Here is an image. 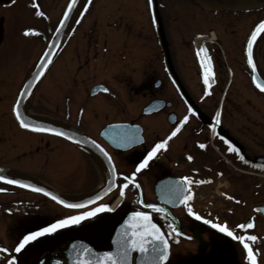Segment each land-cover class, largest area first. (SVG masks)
<instances>
[{"label": "flooded vegetation", "instance_id": "obj_1", "mask_svg": "<svg viewBox=\"0 0 264 264\" xmlns=\"http://www.w3.org/2000/svg\"><path fill=\"white\" fill-rule=\"evenodd\" d=\"M67 2L68 0H35L45 12L44 17H39L35 15L34 0H15V3L11 0H0V166L15 168L14 165L6 163L9 149L7 139L11 141V148L15 147L17 139L20 145L23 143V138L26 143L33 141L31 135L34 132L21 128L15 121L12 104L20 84L39 57ZM75 22L76 20L29 98L28 110L36 88L44 77L49 75L43 85L50 91V100L53 101L56 96L62 99L63 114L66 118V122L62 124L85 133L105 149L112 159L116 173L123 174L117 175V184L125 182L124 176H131L136 164L157 142L169 136L179 120L185 115L189 116V120L181 127L178 134L168 141L167 147L158 152L149 167L137 173L135 179L140 185L139 189L129 185L125 189L123 198L120 197L118 189H113L97 202L107 203L109 208L112 207V211L105 212L106 215L113 216L107 232H96L93 236H86L70 235L65 229H58L56 232L46 233L37 238L35 242L39 241L42 246L34 254L24 255L12 252L4 242L6 234L2 236L3 231L0 230V248L9 249L8 253H0V264H6L5 256L13 255L16 258L14 264H67L71 253L67 241L76 239L87 242L96 250H109L113 230L129 210L148 211L152 220L165 233L170 231L169 223L177 228L180 235L173 233L169 238V259L165 264H230L233 263L236 255L239 260L241 259L242 264H246V253L242 245L226 233H221L210 224H206L204 220H197L189 215L179 200L175 199L178 192L175 197H171L174 202H168L169 197L166 194L168 183L176 189L180 184L179 178L183 176L193 181H205L199 184L192 183L189 186L193 194L189 203L205 220L226 222L236 234H241V230L236 228L238 224L249 220L254 223V228L246 231L258 237L255 242H251V246L257 264H260L264 249L262 244L264 214L256 208L264 207V92L258 89L250 78V69L243 50L244 44L242 46L239 44V54L234 55L232 59L225 55L216 32V40L222 48L220 54L214 51L211 43H207L213 73L211 82L207 86L209 92L207 96L204 94L206 86L200 68L191 71L192 76L189 78L184 75L186 74L184 71L169 72L163 68L164 76L170 86H165L160 78H148L144 80L142 87L125 88L123 90L126 91L118 92L117 98L114 89L109 86H105L109 92L99 90L93 95H90V88L87 91V102L90 104L95 102L97 111L108 110L112 113L113 106H119L120 110L114 116L101 120L94 110L93 113L88 110L85 113V107L81 106L78 107L75 118L71 119L70 96L67 94L69 82L68 76H65L69 72L70 32ZM27 27L36 28L40 35L25 36L24 29ZM211 30L214 29L207 28V32L202 35L207 36ZM197 35L201 34H194L191 39L184 40V44H193ZM164 58L166 56H162V60ZM191 58L190 64L198 63L197 55ZM253 59L258 74L264 80L261 61L254 54ZM58 61L62 63L65 71L56 68ZM13 78L19 80L10 104L11 112L8 113L7 103L10 95L8 89ZM153 102L155 106L157 105V109L144 112V108ZM190 106L194 109V113L188 112ZM218 110L221 112V117L220 123L216 125V132L219 135H216L210 124L213 123L212 117ZM109 124H127V127L110 130L109 136L113 140L116 137L126 138L128 142L135 144L124 149L113 146L100 135ZM7 132H9L8 136ZM62 140L68 146L64 154H67V158L68 152L73 155V158L66 163L65 169L68 173L70 169L76 168L77 172L92 176L96 170H101L104 178L105 172L101 164L92 155L70 141ZM225 140L238 148L239 154L228 151L229 144H226ZM199 143H204L206 148L201 149ZM188 155L193 159L188 160ZM241 155L244 157L243 160L239 158ZM87 174L83 176V180H88ZM103 178L96 182L97 186L101 184ZM158 180L162 181L160 200L154 192V185ZM0 188L6 189L0 191V228L2 226L5 228L7 222H13L15 230L19 229L20 232L24 230L23 233L26 234L54 222L53 216H48L46 220L43 218L35 221L31 218L26 220V215L24 216L21 210L20 193L30 192L2 182ZM36 196L41 197L49 205L53 203L40 194ZM117 197L118 200L115 202ZM140 199H143L144 204H157L164 208L165 212L160 213L155 209L145 208L139 203ZM7 202H11V211L5 209ZM27 224L30 228L28 230Z\"/></svg>", "mask_w": 264, "mask_h": 264}, {"label": "rangeland", "instance_id": "obj_2", "mask_svg": "<svg viewBox=\"0 0 264 264\" xmlns=\"http://www.w3.org/2000/svg\"><path fill=\"white\" fill-rule=\"evenodd\" d=\"M85 5L88 7L85 8ZM152 15L159 16L155 25L161 28L159 30L161 35L153 30ZM262 17L264 0H154L151 14L147 0H91V3L84 0L70 32L69 72L65 76H68L69 82L67 94L70 96L71 119L75 118L78 107L81 106L85 107V113L86 110L98 113L101 120L114 116L120 110L119 106H113L112 113L108 110L100 112L101 110H96L95 102L92 104L87 102V91L96 83L113 88L117 98L118 92L126 91L123 90L125 88L142 87L144 80L148 78H160L165 86H170L163 68L169 72L184 71L186 72L184 75L189 78L192 76L190 72L196 71L199 66L198 63L190 64L191 57L196 55L194 45L184 44V40L191 39L194 34L206 33L209 27L216 32L225 55L233 59L234 55L239 54V44L241 46L244 44L249 31ZM253 54L261 61L264 75V33L257 37ZM162 56L166 58L162 60ZM59 62L56 68L65 71ZM48 77L49 75L45 76L36 88L28 111L65 123L62 99L56 96L53 101L50 100V91L43 85ZM18 80L19 78L10 80L8 113L11 112L10 104ZM32 134L31 143L29 141L26 143L23 138L20 145L17 139L13 148L10 139H7L8 165H14L15 169L66 195L84 193L97 187L96 182L103 178L101 170H96L92 176L81 172L83 176L87 174L88 180H83L82 174L77 172L76 168L70 169L68 173L65 169L66 163L73 155L67 151L69 154L67 158V154H64L68 146L63 140L41 133ZM20 199L21 210L23 215H26V220L30 218L34 221L42 218L46 220L48 216H53L52 218L56 220L88 209L67 210L53 203L49 205L35 193L21 192ZM10 204L11 202L5 204L7 211L12 210ZM112 217L105 212L98 213L95 217L86 218L81 225H70L62 230L65 229L70 235L93 236L96 232L105 233L109 229ZM26 227L27 230L30 229L28 224ZM5 228L3 226L0 228L3 231L2 236L6 234L4 242L15 254H34L42 246L39 241H31L16 253L15 244L25 234L24 230L22 232L19 229L15 230L13 222H7ZM262 241L264 248V238ZM230 264H242L241 259L239 260L236 255ZM260 264H264V249Z\"/></svg>", "mask_w": 264, "mask_h": 264}, {"label": "snow or ice", "instance_id": "obj_3", "mask_svg": "<svg viewBox=\"0 0 264 264\" xmlns=\"http://www.w3.org/2000/svg\"><path fill=\"white\" fill-rule=\"evenodd\" d=\"M12 3H15V0H11ZM76 0H71V2L67 5V9L63 13V17L59 21V25H63L69 15V10L74 6ZM153 2L154 0H147V7L149 10V13L151 14L152 8H153ZM89 3H91V0H89ZM33 7L36 9L35 15L39 17H44L45 12L40 9V6L38 3H33ZM88 5H85V8H87ZM83 15V13H81ZM79 23V21H77ZM151 23L153 25L158 23V17L155 15L151 16ZM56 33L58 34L60 31V27H57L55 29ZM264 33V19H261L254 27V29L251 31L248 39H247V62L251 66L252 69V80L255 83L256 87L259 88L261 91H264V82L258 80L256 76V66L253 59V43L256 40L257 36ZM24 35L25 36H31V35H40L39 31L34 27H27L24 29ZM52 43H55V41H52ZM56 49L49 48L47 52H54ZM207 49L201 45L197 49V56H201V53H204L205 55L201 57V66L204 69L203 72V82L205 87L204 94L207 96L209 94L208 92V85L209 80L212 78V68H211V58L208 57ZM41 61L44 62H50L51 56L47 53L40 57ZM47 67V63H44L41 65L40 68L37 70V74L31 78V80L24 84L21 88L18 89V96L16 99L15 104L13 105L12 111L15 115L16 120L18 121L19 125L24 129H30L32 131L37 132H54L60 136H66L67 139L72 140L73 137L59 129L55 128H49L44 125H34L30 122L25 121L23 118L20 110V100L24 98V95L26 93L31 92V85H34L38 80H40L44 69ZM214 82V81H213ZM105 93L109 92L108 88L102 89ZM203 99V97H201ZM189 113H194V109L190 106L188 108ZM220 117L221 112L218 110L215 115L212 117L213 123L210 124V128L213 130V133L216 135H219V133L216 132V125L220 123ZM189 120V116L185 115L181 120H179L177 126L171 131L169 136L165 138L164 140H161L157 142L148 152L146 155L143 156V159H141L135 167V171L132 172L131 176H124V183L117 184L115 183V179L117 175H123V174H117L115 172V168L113 167V175L110 177V182L108 185L102 190L100 195H96L93 198H90L88 200H85L83 204L79 203H70L65 201L64 199L60 198L59 196L53 194L50 191H47L43 187H36L35 185L28 184L24 182L23 180L9 178L5 175H0V181H6L8 184L13 185H20L24 188H33L37 192L44 193L45 195L50 196L53 200L58 201L59 204L66 206L70 209H84L85 205H93L92 207L88 208L87 210H81L76 212L73 215H66L62 218L54 220V222L47 224L46 226L39 227L35 231H29L26 234L22 236V238L18 239V242L15 244L14 251L16 253H19L22 249L25 248V246L29 245L31 241L37 240V238L45 235L46 233H53L56 232L58 229L65 228L70 225H76L80 224L81 221H84L86 218L94 217L98 213L106 212V211H112V209L109 208L107 203H95L96 201H99L101 198V195H104L108 192H112L113 189H118L119 195L121 198L125 196V189L131 185L132 187L139 189L140 185L136 182V175L139 173L142 169H145L149 167L150 162L157 156L158 152L162 149H165L167 147L168 141L176 136L178 132L181 130V127L187 123ZM221 139H224L221 137ZM93 145H96L95 140L90 141ZM226 144H229L228 151L230 152H236L239 154V149L235 146L231 145L230 141L225 140ZM98 146V145H97ZM199 147L201 149L206 148V145L204 143H199ZM101 151L104 152V155L108 158L109 162H111V157L108 155L106 151L101 149ZM241 160L244 159V157L241 155L239 156ZM188 160H192L193 157L191 155L187 156ZM180 184L176 188V191L179 193L175 199L179 200L180 204L184 206L187 213L193 217H195L197 220H204L206 224H210L213 228L218 229L221 233H226L227 236L233 238L234 240L238 241L242 247L244 252L246 253L245 259L249 262V264H257V258L254 254V249L251 246V242H255L258 237L256 235L248 233L247 229L254 228V223L249 220L248 222H245L243 224H238L236 226L237 229L241 230V234H236L233 230H231L227 223H219V222H213L212 220H205L204 217L200 216L198 213H196L191 203H189L192 200L193 194L192 190L189 187L192 183H204L205 181L196 180L193 181L187 176L180 177ZM210 182V181H208ZM0 191H6L4 188H0ZM230 199L232 197H229ZM169 203L174 202L171 197L168 199ZM140 204H143L145 208L147 209H155L156 211L160 213H164L165 209L162 207H159L157 204L154 203H148L144 204L143 199L139 200ZM9 211H11L9 209ZM168 228L170 229L169 232L165 233L161 230V227L158 226L156 223L153 222L152 216L148 211H141L137 210L132 213H130L128 219L124 221V223L121 225V229H118V236L119 239L116 241L117 247L113 251H106L99 253L96 255V259L94 261V264H130V261L132 260V254L133 252H138L140 254L138 264H165L166 261L169 259V249H170V243L169 238L175 233L177 236L180 235V233L177 231V228L172 224L169 223ZM191 239V237H189ZM86 252H91L92 250L85 247ZM8 248H0V253H8ZM15 256H5L4 262L6 264H14ZM78 264H89V261L87 260H79Z\"/></svg>", "mask_w": 264, "mask_h": 264}, {"label": "water", "instance_id": "obj_4", "mask_svg": "<svg viewBox=\"0 0 264 264\" xmlns=\"http://www.w3.org/2000/svg\"><path fill=\"white\" fill-rule=\"evenodd\" d=\"M70 2H71V0H68V2H67V4H66V6H65V8H64V10H63V12H62V14H61V16L59 18V20H58V22L56 23L53 31L51 32V35H50L47 43L45 44L43 50L41 51L39 57L37 58V60L33 64V66L31 67L29 72L24 77V79H23L22 83L20 84L19 88H21L24 84H27L31 80V78L37 74V70H38V68L41 67L42 64L47 63V67L43 71V74H44V72L46 71V69L50 65L51 61L53 60L54 56L56 55V53H57V51H58V49H59V47H60V45H61V43H62V41H63V39L65 37V35H66V33L68 32V30L70 29L71 25L73 24V22L75 20V17L77 15L78 9H79L80 5L82 4L83 0H76L74 6L69 10V15H68L65 23L61 26V25H59V21L63 17V13L67 9V5ZM262 19H264V18H262ZM255 25H254V27H255ZM57 27H60V31H59L58 34L55 31V29ZM254 27L252 28V30L254 29ZM251 31H250V33H251ZM250 33H249V35H250ZM249 35H248V37H249ZM248 37H247V39H248ZM247 39L245 41V46H244V54L246 56V62H247ZM52 41H55V43H52ZM50 47L53 48V49H56V51L50 52V53L47 52V50ZM46 53L51 56V61L50 62H44V61H41V59H40V57L45 55ZM247 64H248V62H247ZM248 66H249V69H250V78L252 80V69H251V66L249 64H248ZM256 76H257L258 80L264 82V80L258 74L257 70H256ZM38 82H39V80L34 85H31V89H32L31 92L30 93H26L24 95V98L20 100L19 110H20L23 118L25 119V121L30 122V123H32L34 125H44V126H47L49 128L59 129V130L65 132V133L71 135L73 137V139L69 140V139H67L66 136H60V135H58V134H56L54 132H38V133H44V134L60 137L62 139L68 140L71 143L75 144L76 146L84 149L86 152H88L90 155H92L101 164V166H102V168H103V170L105 172L104 179H103L102 183L99 185V187H97L96 189H94L92 191H88V192H85V193H82V194H76V195H66V194L57 191L53 187H51V186L39 181L38 179H36V178H34V177H32V176L20 171V170H16V169H13V168H10V167L0 166V175H5V176H7L9 178L23 180L24 182H26L28 184L35 185L36 187H43L47 191L52 192L53 194L59 196L60 198L64 199L67 202L83 204L85 200L93 198L96 195H100L102 190L108 185V183L110 182V177H112V175H113L114 164L112 162V159H111V162H109L108 158L104 155V152L101 151V149H103L104 151H105V149L97 141H96V145H93L90 142L91 140H94L90 136L86 135L85 133H83V132H81V131H79L77 129H74V128H71V127H69L67 125H64L62 123L56 122V121L48 119L46 117H42V116H38L36 114L30 113L27 110V102H28V100H29L34 88L38 84ZM252 82H253V80H252ZM157 83L158 82H156V85H157ZM253 84L255 85L254 82H253ZM103 88H105V86L102 85V84L94 85L91 88V90H90V95H93L94 93H96L99 90H102ZM17 96H18V91H17V94L15 96V100H14L13 105L16 102ZM156 106H155V103L153 102L152 104L146 106L143 111L144 112L153 111V110L157 109ZM12 108H13V106H12ZM12 113H13V111H12ZM13 116L15 118L14 113H13ZM15 120H16V118H15ZM16 122L18 123L17 120H16ZM18 125H19V123H18ZM125 126L127 127V124H119V125L109 124L100 132V135L103 138L107 139L115 147H119V148H123V149L124 148H128L129 146L135 144V142L134 143H130V142L127 141L126 138H120V137L119 138L116 137L113 140V138H111L109 136V135H111L110 130L115 129V128L125 127ZM26 130L32 131L30 129H26ZM33 132H37V131H33ZM115 172H116V170H115ZM0 182L5 183V184L10 185V186H13V187H17V188H20V189H24V190H27V191L38 193V194L46 197L47 199L53 201L54 203L58 204L59 206H61L63 208H66V209H70V208H67L64 205L59 204L58 201L53 200L50 196L45 195L44 193L35 191L33 188H24V187H21L20 185L8 184L6 181H0ZM115 183H116V179H115ZM154 192H155L156 196L158 197V199L160 200L161 196H162V181L161 180H158L155 183ZM109 193L110 192H108V193H106L104 195H101L100 200L102 198H104L106 195H108ZM176 193H177L176 189L174 187H172L168 183V185L166 187L167 196L173 198V197H175L177 195ZM96 202H98V201H96ZM88 206H90V205H85L84 208H86ZM256 210L257 211H261L264 214V207H258V208H256ZM132 212H134V211L129 210L128 212H126L124 217H123V219L121 220V222L114 228L113 233H112L111 238H110L111 248L109 250H102V251L96 250L90 244H88L87 242H85L83 240H79V239L67 241V247L69 246L70 250H71L70 261L67 264H78V261L81 260V259L89 261V264H94V261L96 259V255H98L99 253H102V252H106V251H113L117 247L116 241L119 239L117 230L121 229V225L124 223V221L126 219H128L130 213H132ZM85 247L91 249L92 251L91 252H86L85 251ZM1 248H5V247H1ZM133 255H134V263L133 264H138V260H139L140 254L138 252L134 251L132 256ZM130 264H132V260L130 261Z\"/></svg>", "mask_w": 264, "mask_h": 264}]
</instances>
